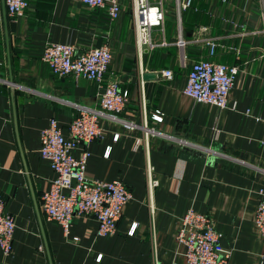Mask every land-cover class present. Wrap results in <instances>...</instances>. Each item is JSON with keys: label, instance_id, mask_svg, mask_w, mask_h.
Wrapping results in <instances>:
<instances>
[{"label": "crops", "instance_id": "crops-1", "mask_svg": "<svg viewBox=\"0 0 264 264\" xmlns=\"http://www.w3.org/2000/svg\"><path fill=\"white\" fill-rule=\"evenodd\" d=\"M29 2L19 18L0 0V194L16 224L13 252L5 256L0 248V264H185L176 235L189 209L212 217L221 246L232 251L230 264H262L256 214L264 192V0H192L188 9L179 0H149L165 21L145 51L133 0H120L116 21L107 8L80 0ZM50 43L72 45L78 54L109 47L107 79L130 93L123 122L101 118L106 137L88 146V175L119 181L132 196L110 237L97 235L92 217H76L66 236L42 207L56 178L41 158L42 131L55 119L68 137L80 108L99 109L101 94L95 82L55 76L42 59ZM202 59L238 67L225 109L184 94L193 63ZM164 70L172 79L161 77ZM156 112L162 122L153 119ZM147 127L164 136L147 135ZM149 166L158 182L153 189Z\"/></svg>", "mask_w": 264, "mask_h": 264}, {"label": "built area", "instance_id": "built-area-1", "mask_svg": "<svg viewBox=\"0 0 264 264\" xmlns=\"http://www.w3.org/2000/svg\"><path fill=\"white\" fill-rule=\"evenodd\" d=\"M4 1L11 17H23L30 6L29 0ZM80 1L93 8H107L112 21L120 18V0ZM133 1L138 46L141 51L152 50V30L163 25L165 13L162 7L150 5L149 0ZM191 5L192 0H179V6L183 9H188ZM183 44L181 41L180 45ZM208 46L210 55L213 56L217 45L212 42ZM42 59L55 76H71L77 80L95 82L101 90L99 109L81 107L79 115L68 127V137L64 135L63 129L55 119L42 131L41 158L47 161L56 173V178L42 195L43 210L49 221L63 228L66 236L69 235L70 226L76 217L94 218L98 222L99 237L113 236L117 232L123 209L132 197L131 192L119 181H101L88 175V146L106 137L105 130L100 127L101 118L123 122L119 115L125 110L130 93L128 90H122L117 81L107 79L113 61L112 52L107 46L91 48L78 54L72 45L50 43L46 46ZM238 74V67H229L210 59L196 61L189 71L184 94L198 103L225 109ZM161 77L170 80L173 72L164 70ZM153 119L159 123L163 117L160 112H156ZM129 125L131 129L136 127L135 124ZM146 134L153 137L164 136L148 127ZM118 139L117 134L114 140ZM81 146L84 148L83 153L77 158L75 152ZM109 152L110 149L106 156ZM148 183L150 189L158 184L154 179L152 166L148 167ZM261 195L256 226L264 237V192ZM137 227L138 224L132 226L130 236L134 235ZM15 230L14 217L5 212V200L0 194V248L5 256H10L13 252ZM221 240L222 235L216 230L212 217L196 213L193 209L187 211L176 235L178 245L185 249V264H230L232 251L223 248ZM102 257L99 255L96 260L100 262ZM261 262L264 264V251Z\"/></svg>", "mask_w": 264, "mask_h": 264}, {"label": "water", "instance_id": "water-1", "mask_svg": "<svg viewBox=\"0 0 264 264\" xmlns=\"http://www.w3.org/2000/svg\"><path fill=\"white\" fill-rule=\"evenodd\" d=\"M143 78H144L145 80H147V79H152V78H154V74H145V75L143 76Z\"/></svg>", "mask_w": 264, "mask_h": 264}]
</instances>
